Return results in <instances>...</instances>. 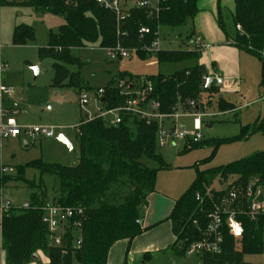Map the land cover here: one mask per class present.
Returning <instances> with one entry per match:
<instances>
[{"label": "trees", "instance_id": "trees-1", "mask_svg": "<svg viewBox=\"0 0 264 264\" xmlns=\"http://www.w3.org/2000/svg\"><path fill=\"white\" fill-rule=\"evenodd\" d=\"M199 1L159 0L156 19L147 18L144 10L131 9L119 24L113 13L94 4L84 7L80 1L71 5L64 0H0V5L30 8L63 18V25L56 32L48 33L46 47L38 50L40 60L51 59L54 62L52 87L62 89L81 87L79 73L67 69L68 66H81L71 54L76 49L97 46L107 51L119 44L125 49L135 50V56L140 60L154 55L158 64L196 59L199 55L193 51H159L151 54L143 48L151 45L160 28L176 29L193 20L198 14ZM233 4L234 11L228 24L224 22L218 7L217 26L229 46L260 61L263 68L261 83L264 86V0H233ZM143 27L149 28L150 34L140 37L139 30ZM237 27H240V31ZM34 37L33 29L19 25L13 29L11 44L22 47L33 43ZM205 78L206 71L201 66L185 68L171 75L145 77L143 80L152 86L146 102L158 104L157 112L160 115H172L179 109L186 111L189 109L188 102L199 110L202 95L218 93L213 83L204 91ZM124 79L133 81L131 87L142 80L129 73H121L113 78L103 88L100 98L103 110L110 111L124 105L128 96L123 95L118 87L119 81ZM217 104L222 112L232 108L221 97ZM121 118L117 127L106 126L98 117L78 125L79 155L74 168L46 166L40 161L30 164L42 174L57 177L59 192L53 202L64 208L83 210L79 249L72 247L70 229H64L60 248L50 246L48 231L41 221L44 198L33 194L27 210L19 213L10 211L1 217L4 264H29L38 253L44 254L49 264H106L108 252L116 242L131 241L142 233L136 223L141 210L155 191L158 171H167L170 167L158 153L157 123L147 124L126 114ZM261 129L254 123L242 127L237 138L210 144L216 149L224 144L245 140ZM198 146L203 144H192V147ZM145 161L155 162L158 168L146 167ZM229 178H233V181L225 190L210 189L215 180L223 185ZM252 183L264 187V152L198 172L191 186L175 203L169 217L175 241L165 252L176 258H184L191 245L205 238L209 214L220 207L230 189L244 192ZM232 208L237 209V206L233 205ZM239 220L244 229L242 240L236 245L231 237L224 234L222 252L217 255H199L200 264H247L243 262L244 256L262 253L264 216H259L256 222L246 217H240Z\"/></svg>", "mask_w": 264, "mask_h": 264}, {"label": "rangeland", "instance_id": "rangeland-1", "mask_svg": "<svg viewBox=\"0 0 264 264\" xmlns=\"http://www.w3.org/2000/svg\"><path fill=\"white\" fill-rule=\"evenodd\" d=\"M21 1V0H15ZM220 9L226 24L234 11L233 0H200L197 18L187 21L176 29L160 28V51H193L199 55L196 59L175 64H158L154 55L140 60L136 56L129 60L111 61L108 53L97 46L72 50L71 54L81 64L68 66L72 73H79L81 87L53 88L54 71L51 59L40 60L38 50L47 45L48 33L56 32L63 25L62 17L53 16L43 11L30 8H16L0 5V63L7 66L3 78L6 84L14 89L12 105L22 111L17 118L19 125L47 126L54 130L52 139L28 141L24 138L0 142V216L2 205L9 204L10 211L21 212L25 204L30 203L31 195L43 197L45 205H50L58 197L59 181L53 174H42L39 169L30 166L40 161L43 165H59L70 167V146L77 158L79 155V137L77 127L98 114L100 104L94 93L106 87L113 78L121 73L132 76L149 77L171 75L190 67H203L206 77H214L211 70L214 65L216 73L222 77V86L215 87L218 93L202 95L201 107L196 114L202 115V126L199 132L203 146L192 147L188 139L171 142L165 139V145L158 147V153L170 169L176 180H181L190 187L198 172L225 166L248 158L256 153L264 152V86H262V64L260 61L235 47L226 44L209 22L217 18ZM25 25L33 29L34 42L22 47L12 46L11 37L16 26ZM209 30V45L196 50L189 43L191 38L200 36L197 27ZM195 28V31L193 30ZM192 35V36H191ZM191 36V38H189ZM199 53V54H198ZM34 69L37 70V75ZM215 73V74H216ZM132 80H120L118 86L128 89ZM205 85V83H204ZM89 90V91H88ZM82 93H88L90 100L81 108L78 100ZM230 104L229 111L222 112L218 108V100ZM224 105V104H223ZM194 110H178V115H192ZM86 120V121H87ZM257 123L261 130L245 140L235 141L214 148L210 143L237 138L245 126ZM210 126L209 128L207 126ZM174 126L183 128L188 133H195L192 116H180L178 119L162 121L163 132L168 135ZM201 145V144H200ZM29 147V148H26ZM145 166L158 168L152 161H145ZM23 173H22V169ZM169 169V170H170ZM233 181L229 178L221 185L215 180L210 189L225 190ZM160 189L162 186H159ZM1 243V234H0ZM263 251L259 255L244 256L247 264H264V228L262 231ZM169 253V252H168ZM167 254L166 260L152 264H200L199 255H186L176 258ZM0 264H2L0 251ZM31 264H48L44 254Z\"/></svg>", "mask_w": 264, "mask_h": 264}, {"label": "built area", "instance_id": "built-area-1", "mask_svg": "<svg viewBox=\"0 0 264 264\" xmlns=\"http://www.w3.org/2000/svg\"><path fill=\"white\" fill-rule=\"evenodd\" d=\"M66 3L74 5L81 0H64ZM96 7L111 12L116 17L117 24L124 21L126 14L131 9L144 10L147 18L156 19L158 16L159 0H89ZM240 31V27H237ZM149 28L143 27L139 30L140 37L149 35ZM154 41L149 47H144L146 53H157L160 51V37L157 32ZM190 45L196 50L202 47V39L197 36L189 41ZM207 49V47H205ZM111 61L129 60L136 55L135 50H129L121 47L119 44L112 49L106 51ZM264 57V54H263ZM6 70V66L0 64V142L11 139L24 138L28 141H36L41 139H52L54 130L47 126H23L19 125L17 118L22 115V111L12 105L14 89L3 82L2 75ZM212 83L216 87L222 86V79L218 76L212 78ZM121 93L128 96L124 105L120 108L105 111L103 110L100 98L103 95V89H99L94 93V97L100 104L98 109V117L103 120L108 127H117L121 123L122 115H131L137 117L145 123L156 122L158 125L157 146L162 148L165 145V139L170 138L171 142L188 139L189 143L196 144L201 142L202 136L199 129L202 126V115L196 114L197 110L194 104L188 102L187 106L194 110L192 115H178V112L172 115H160L158 104L147 101L148 95L152 92V86L149 82L141 80L133 87L125 89L123 86H118ZM90 97L88 93H82L78 103L81 108L86 107ZM180 116H192L193 127L195 133H188L183 128L174 126L170 134L166 135L163 132L162 121L165 119H178ZM78 135L79 131H78ZM255 183L250 184L244 192L236 189H230L228 197L225 198L218 209L213 211L208 216V221L205 229V238L194 243L188 249L186 255H217L222 252L224 243V234L231 237L237 245L243 238V225L239 220L240 217H246L252 222H256L259 216H264V187L255 186ZM198 199V197H197ZM245 200V201H244ZM245 204V209H244ZM236 205L237 209L232 206ZM9 204L2 205L1 217L10 212ZM29 204H25L22 210H27ZM76 221V219H78ZM83 219V210L81 208L68 209L59 205L57 202H52L50 205H45L41 209V221L48 231V239L51 247L60 248L64 229H70L73 236L72 247L79 249L81 245V223ZM139 224V222H136ZM65 252L62 251V255ZM49 264V263H48Z\"/></svg>", "mask_w": 264, "mask_h": 264}, {"label": "crops", "instance_id": "crops-1", "mask_svg": "<svg viewBox=\"0 0 264 264\" xmlns=\"http://www.w3.org/2000/svg\"><path fill=\"white\" fill-rule=\"evenodd\" d=\"M197 9L199 13L198 4ZM197 16L198 14L195 18H197ZM208 25L209 28H211L212 25V28L215 30V32L224 38L217 26L216 18L215 22L212 20ZM197 28V32L200 35L199 37H201L202 43L204 42V47H207L208 49L209 45L206 43V39L210 38V31L207 30V28H203L201 26H198ZM193 30L195 31V28H193ZM6 70L3 75H5ZM211 70L214 72V75L222 79L221 75L216 73L217 70L215 69L214 65H212ZM3 75V82L6 83ZM140 78L142 80L144 79V77ZM207 127L209 128L210 126L208 125ZM173 174H177L174 169L158 171L156 176L155 191L148 197L147 204L142 208L140 219L138 221V225L141 227L142 233L131 241L124 240L116 242L108 252L106 264H152L156 261H162L163 263L166 260L165 258H167V254L169 253L165 251L175 241V236L172 232V224L169 221V217L172 213L175 203L189 188L186 186L187 184L183 183L181 180L177 181ZM159 182L162 186L161 189L158 187ZM0 251L2 264H4V253L1 249V243ZM39 255L43 254L38 253V259L36 261L39 260ZM44 259L47 263H49V260L45 255ZM29 264H31V262Z\"/></svg>", "mask_w": 264, "mask_h": 264}, {"label": "water", "instance_id": "water-1", "mask_svg": "<svg viewBox=\"0 0 264 264\" xmlns=\"http://www.w3.org/2000/svg\"><path fill=\"white\" fill-rule=\"evenodd\" d=\"M81 3L83 4L84 7H89L91 5L90 1L89 0H81ZM35 71V74L37 75V70L34 69ZM212 79H207L205 85H204V91L206 92L209 87L212 85ZM85 120L88 119V116L87 115H84L83 117ZM27 148V147H26ZM69 148V160H70V167L71 168H74L76 165H77V159L75 157V153H74V150L68 146ZM38 259V257L35 255L33 256V260L36 261Z\"/></svg>", "mask_w": 264, "mask_h": 264}]
</instances>
